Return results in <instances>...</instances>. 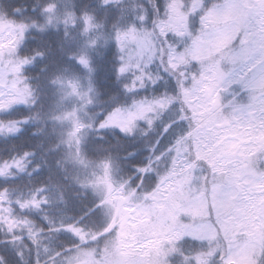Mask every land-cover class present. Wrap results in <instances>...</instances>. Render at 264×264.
I'll list each match as a JSON object with an SVG mask.
<instances>
[{"label": "trees", "instance_id": "obj_1", "mask_svg": "<svg viewBox=\"0 0 264 264\" xmlns=\"http://www.w3.org/2000/svg\"><path fill=\"white\" fill-rule=\"evenodd\" d=\"M227 1L0 0V16L24 28L11 55L21 62H10L18 68L22 96L30 86L37 98L34 109L16 105L0 112V264H65L73 254L63 255L69 248L90 250L93 261L107 256L115 260L119 254L110 251H118L122 236L117 225L109 228L118 200L114 191L148 194L158 188L162 175L168 209L178 208L205 188L208 215L216 218V235L223 234L221 212L214 209L209 192L212 184L228 180L213 169L218 144L211 149L203 144L216 130L226 133L237 114L258 121L253 123L260 126L261 140L250 139L251 149L238 147L247 157L246 173L264 175V86L249 83L254 66L243 62L247 57L226 61L248 41L251 9L240 15L238 32L219 52L198 57L187 52L196 34L217 24L206 13ZM14 6L27 11L13 13ZM177 18H183L180 29L174 24ZM37 51L46 55L33 65L29 61ZM179 53L184 58L171 62V56ZM80 57L89 63L80 62ZM214 64L223 78L201 91L204 74ZM233 73L231 83L216 84ZM198 84L200 99L206 103L202 110L189 104ZM125 87L137 91L126 93ZM140 102L153 108L128 127L107 123L116 109ZM25 119L27 123H18ZM101 119L109 126L99 127ZM149 120L155 122L151 128ZM173 121L177 122L157 145L161 129ZM129 131L134 134H126ZM13 162L15 166H5ZM185 173H190L189 180L181 184ZM97 203L104 209L86 215ZM182 217L195 218L186 213ZM256 220L258 254L252 264H260L264 257V217ZM175 225L181 228L179 222ZM69 227L79 239L66 231ZM239 231L232 241L247 234ZM101 232L108 235L92 242ZM147 233L140 230L138 236ZM223 240L182 233L179 238H165L164 246L152 242L148 250L153 246L154 264H233L215 251Z\"/></svg>", "mask_w": 264, "mask_h": 264}, {"label": "rangeland", "instance_id": "obj_2", "mask_svg": "<svg viewBox=\"0 0 264 264\" xmlns=\"http://www.w3.org/2000/svg\"><path fill=\"white\" fill-rule=\"evenodd\" d=\"M248 8L251 9L245 35L248 41L244 46L231 52L226 61H238L247 57V60L243 62L254 66L249 83L263 87L264 0H228L211 8L206 16L209 20L216 21L217 24L196 34L194 42L188 45L187 52L194 57L219 52L238 32L240 28L238 19ZM174 24L177 29H180L184 26L183 18L179 20L177 18ZM20 25L22 24L11 23L10 20L0 16V55L2 56L0 57V107L17 102L23 94L21 85H19L20 76L16 74L18 68L10 63L21 62L11 58L24 35V28ZM171 58V62H175L178 58H184V54H173ZM215 68L217 69V66L214 64L213 70L205 72V80L200 83V87L198 84L196 91L192 93L189 104H193L196 110L204 109L206 104L201 101L197 88L203 91L210 83L215 82L216 78L217 80L223 78L222 73L216 71ZM233 79H235L234 73L220 82L217 81L216 84L220 86L224 82L225 84L231 83ZM261 104H264V97L261 99ZM150 108H153L152 104L145 102L128 106L126 109L118 108L108 116L107 123L128 127L134 119L145 114ZM253 112L257 116V111ZM237 115L226 133L216 130L215 134H212V140L203 144L206 149H211L218 144L213 152L214 158L217 157L213 169L218 172L217 174L224 173L225 176H223L228 180V182L224 180L212 184L209 192L211 202L215 206L214 209L216 212H221L218 221L227 229L226 231L224 229L223 234L217 232L216 235V218L208 215L205 188L201 187L200 191L193 192L187 202H182L178 208L168 209L169 206H165V175H162L159 186L154 192L136 195L135 192L127 194L121 190L114 191L115 198L118 200L115 204V214L109 222V228L117 225V232L122 236L116 246L118 251H110L111 255L119 254L115 260L107 256L93 261L90 250L78 249L70 255L71 258L67 259L65 264H154L151 251L153 246L148 250L149 245L153 242V244L164 246L165 238L172 236L179 238L182 233L206 240L222 236L224 237L223 242H220L215 249L220 258L227 263L252 264L253 257L258 254V241L254 233L257 224L256 216L264 217V175L253 177L246 173L247 157L243 151L239 152L238 146L242 144L245 147L244 150L253 148L254 142L250 139L253 138L259 142L261 134L259 133L260 126L254 127V123L257 124L258 121H251L248 117H243L241 113ZM255 119L259 120L258 117ZM201 138L199 140L203 142ZM204 154L208 156L207 153ZM10 164L16 165V162L5 166L8 167ZM189 174L182 175L181 184L189 180ZM167 210L169 212L166 215ZM5 211L8 212V208ZM183 213L195 217L194 221L189 219L185 221L182 217ZM175 222H179L181 228L175 227ZM155 223L159 225L152 232L151 228ZM140 230L148 233L140 237L138 236ZM239 230L247 234L232 241V235L241 232ZM247 235L251 237L246 238Z\"/></svg>", "mask_w": 264, "mask_h": 264}, {"label": "snow or ice", "instance_id": "obj_3", "mask_svg": "<svg viewBox=\"0 0 264 264\" xmlns=\"http://www.w3.org/2000/svg\"><path fill=\"white\" fill-rule=\"evenodd\" d=\"M34 10H35V8H33V11H34ZM12 11H13V13H20V12H23V11H27V8L25 7V8H23V9H21V8H19L18 6H14L13 9H12ZM45 55H46V53H45L44 51H37V52H35V53L32 55L31 60L29 61V63H31V64L34 65V64L36 63L37 59H39V60H43V59L45 58ZM79 61L82 62V63H84L85 65H87V64L89 63L86 59H84V57H80V58H79ZM117 71H118V73H119L120 70L118 69ZM154 86H155V85L153 84V87H154ZM144 87H147V84H145ZM124 91H125L126 93L129 92V91H131V92H135V91H137V89H136V88H132V89L130 90L128 87H125V88H124ZM36 103H37V98L35 97L34 92H31V88H30V86H29V90H28V93H27V94L21 96V97L19 98V100H18L16 103H14V104H9L7 107L0 108V112L8 111V110H10L13 106H16V105H24V106H26V107H30V108H33V109H34V108L36 107ZM156 103L159 104L162 108L165 107V106H164L159 100H157ZM165 110H166V108H165ZM101 115H102L104 118L107 117V114H103V113H102ZM29 119H30V118H29ZM27 122H28V120L25 119V120L19 121L18 123L22 125V124L27 123ZM174 122H177V121L170 122V123L164 125V127L161 129V136H160V137L157 139V141L155 142L157 145L159 144V140L162 139L163 136L166 135V134L170 131V129H171V127H172V123H174ZM154 123H155V122H154V121H151V120L146 121V124L148 125L149 128H151L152 126H154ZM108 126H109V125L104 124L103 119H101V123H100L99 127L103 128V127H108ZM10 130H13V131H14L15 129H10ZM121 131H124V129H121ZM126 134H134V133H132L131 131H129V132H127ZM150 150L154 151L155 149H150ZM13 166H15V165H13ZM10 167H12V166H10ZM18 170H19V169H18ZM137 171H138V172L140 171V168H139V167L137 168ZM103 209H104V205H103V203H97V204H94V205H93V206L87 211L86 215H89V216H90V215H92L93 213L97 212L98 210H101V211H102ZM81 219H84V217H81ZM66 231L72 232L73 235H77L76 232L72 231V228H71V227L67 228ZM106 235H108V233H106V232H101L100 235H98V236L96 237V239H95L94 241H92V242H94V243H95V242H98L101 238H103V237L106 236ZM77 239H79L78 235H77ZM85 243H87V241H86ZM75 251H76L75 248L65 249L63 255L68 256L69 254H71V253H73V252H75ZM162 264H164L163 261H162ZM260 264H264V257L261 258V260H260Z\"/></svg>", "mask_w": 264, "mask_h": 264}]
</instances>
